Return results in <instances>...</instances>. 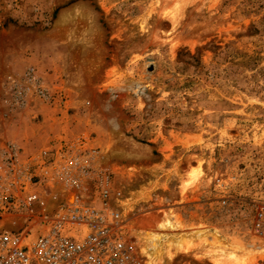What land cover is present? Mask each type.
<instances>
[{
  "label": "rangeland",
  "instance_id": "rangeland-1",
  "mask_svg": "<svg viewBox=\"0 0 264 264\" xmlns=\"http://www.w3.org/2000/svg\"><path fill=\"white\" fill-rule=\"evenodd\" d=\"M29 68L48 99L20 104ZM76 135L125 186L141 264L147 232L165 264H264V0H0V143Z\"/></svg>",
  "mask_w": 264,
  "mask_h": 264
},
{
  "label": "built area",
  "instance_id": "built-area-1",
  "mask_svg": "<svg viewBox=\"0 0 264 264\" xmlns=\"http://www.w3.org/2000/svg\"><path fill=\"white\" fill-rule=\"evenodd\" d=\"M10 90L20 104L48 99L31 68ZM102 157L89 135L55 138L27 154L0 143V264H141L125 186ZM253 227L264 236V203Z\"/></svg>",
  "mask_w": 264,
  "mask_h": 264
},
{
  "label": "bare ground",
  "instance_id": "bare-ground-1",
  "mask_svg": "<svg viewBox=\"0 0 264 264\" xmlns=\"http://www.w3.org/2000/svg\"><path fill=\"white\" fill-rule=\"evenodd\" d=\"M157 228L175 230L176 224L170 219V216L166 213L164 214L162 222L158 224ZM146 234H148L149 236L146 237L143 242L145 244L144 251H148V257L151 260L154 259V261H158V264H165L166 262H168L167 259L171 258L170 256H164L163 246L160 243L161 237H163L164 234L158 232H147ZM174 237L175 238L172 239V244H175L176 247L178 245L180 246L179 235H175Z\"/></svg>",
  "mask_w": 264,
  "mask_h": 264
}]
</instances>
